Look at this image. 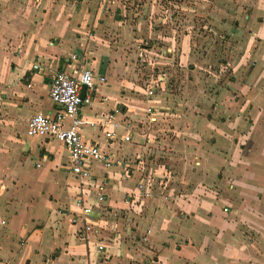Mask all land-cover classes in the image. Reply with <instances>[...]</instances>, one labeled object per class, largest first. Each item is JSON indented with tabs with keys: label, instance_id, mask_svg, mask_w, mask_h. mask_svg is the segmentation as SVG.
Returning <instances> with one entry per match:
<instances>
[{
	"label": "crops",
	"instance_id": "1",
	"mask_svg": "<svg viewBox=\"0 0 264 264\" xmlns=\"http://www.w3.org/2000/svg\"><path fill=\"white\" fill-rule=\"evenodd\" d=\"M121 1L0 0V264H264V0H229L232 17L217 21L230 26L216 54L231 62L214 66L235 80L214 99L193 77L211 50L197 57L194 26L175 22L197 1L172 0L170 16ZM74 53L107 79L82 105L81 132L114 161L83 187L62 142L27 133L34 114L61 110L52 77ZM115 110L109 139L101 122Z\"/></svg>",
	"mask_w": 264,
	"mask_h": 264
},
{
	"label": "built area",
	"instance_id": "2",
	"mask_svg": "<svg viewBox=\"0 0 264 264\" xmlns=\"http://www.w3.org/2000/svg\"><path fill=\"white\" fill-rule=\"evenodd\" d=\"M150 1L159 4L164 14L172 8V0ZM70 59L69 69L58 70L52 77L50 87V97L55 104L61 107V110L53 116L44 112L34 114L28 121L27 133L29 136L48 137L62 142L70 152V172L83 187L84 181L93 176L92 167L94 164L100 163L107 168L114 165V161L104 152L100 143L86 141L81 132L85 122L81 115L82 105L90 103L92 93L96 91L100 83H106L107 79L104 75L95 73L87 58L74 53ZM33 68L41 70L42 66L36 63ZM84 86L86 93L82 97L81 92ZM150 94H153L152 90ZM148 111L153 113V108L149 107ZM115 112L118 110L107 113L101 122L104 133L109 139L117 137V129L120 126V123L115 119ZM155 120V117L152 118V121ZM91 124L93 125V123ZM130 138V134H126L124 137L126 141ZM36 165L40 166L39 163ZM147 184L140 183L138 188L146 196H150L152 185ZM102 188L99 186L96 192L98 202L105 200ZM75 204L83 216V230L87 233L92 231L93 225L89 221V217L94 210L93 206L82 193L76 197ZM73 221L77 222V219L74 218ZM98 250L102 251L103 246L100 245Z\"/></svg>",
	"mask_w": 264,
	"mask_h": 264
},
{
	"label": "rangeland",
	"instance_id": "3",
	"mask_svg": "<svg viewBox=\"0 0 264 264\" xmlns=\"http://www.w3.org/2000/svg\"><path fill=\"white\" fill-rule=\"evenodd\" d=\"M85 1H88V0H85ZM101 1H104V0H101ZM110 1L113 2V0H110ZM190 1H193V2L197 1V4H195V2L194 4L189 3L187 10H186V3L183 4V9L181 10V16H180V13H178V16H176L177 17L175 21L177 22L176 27L180 28L178 30L183 31L184 28H186V25L194 26L193 30H195L196 32L194 34V37H196V39L194 40L193 43H194V48L199 53L197 57H200V55H202L203 50L207 51L206 48H209L211 50V56L208 57L207 60L203 61L202 60L203 57H200L199 61H197L199 65V69L195 71L193 77L195 79L194 83H200V84L203 83V88L205 89V91L206 92L209 91V94L211 95L212 99H214L215 96L218 95L219 90H227V91L230 90L232 86L231 81L233 82L235 80V72L233 71V66H228V65L220 66V67L214 66V63H216L218 60L220 62H225V63L231 62V58L230 56H228V53L223 54V56L227 60H225V58H223L222 56L219 57L216 54L218 52V47H219L217 45L219 42H217L216 40L223 39L224 41L225 37L229 36L227 29L230 26L226 24L224 25L226 30L222 28H220L219 30L217 21L222 22V20H227V18L229 19L230 17H232V14L234 12L235 3L233 1L229 2V0H190ZM121 2L124 5L126 4V0H122ZM143 2L144 0L141 1L140 3L142 4ZM183 2H185V0H183L182 3ZM140 3H139V0H135V3L133 4L132 9L138 7V4ZM204 3H206V6L204 5ZM172 14L174 15L177 13H174V9L172 10L168 9V13L166 12V15L170 16ZM168 20L170 19L168 18ZM209 21L211 22L209 23ZM164 23H166L167 25V20ZM210 27L213 30H210V32H207V36L209 37V39L205 40L204 32L207 31L205 29H210ZM218 31L222 33L221 37H220V34H217ZM213 33L215 34V37L213 36L211 38V34ZM148 39H146L145 42H148ZM227 42H228L227 45H230V43L231 44L233 43V41L232 42L227 41ZM187 74L189 75L188 77L191 79L190 72ZM168 75L170 77L169 73ZM181 76L183 77L179 78V81L186 79V73L185 75L184 73L183 75L181 74ZM245 77L246 75L244 72L243 75L241 76V80L244 81ZM184 84H188V83H184ZM176 85L180 86V88H177L178 95L184 96L185 93L184 92L182 93L184 89H181L182 84L176 83ZM230 93L233 96V92H230ZM184 108H185V105H183L182 108L179 107V110L181 109L184 110Z\"/></svg>",
	"mask_w": 264,
	"mask_h": 264
},
{
	"label": "water",
	"instance_id": "4",
	"mask_svg": "<svg viewBox=\"0 0 264 264\" xmlns=\"http://www.w3.org/2000/svg\"><path fill=\"white\" fill-rule=\"evenodd\" d=\"M85 92H86V87L84 86L83 89H82V92H81L82 97L85 96Z\"/></svg>",
	"mask_w": 264,
	"mask_h": 264
}]
</instances>
